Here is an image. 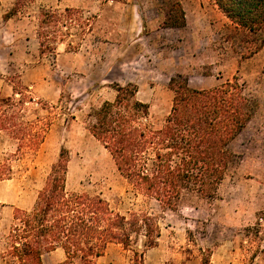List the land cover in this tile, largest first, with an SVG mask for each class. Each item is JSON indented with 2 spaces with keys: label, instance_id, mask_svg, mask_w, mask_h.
<instances>
[{
  "label": "rangeland",
  "instance_id": "rangeland-1",
  "mask_svg": "<svg viewBox=\"0 0 264 264\" xmlns=\"http://www.w3.org/2000/svg\"><path fill=\"white\" fill-rule=\"evenodd\" d=\"M188 1L202 21L181 27L180 39L175 29L147 24L150 7L159 10L162 25L179 23V8L184 11ZM191 2L0 0V100L29 101L25 121L52 122L38 149L22 154L8 131L0 132V162L13 167L12 178L0 181V264L12 263L6 251L17 209L34 207L63 148L69 192L101 195L126 215L149 212L160 226L157 246L146 248L143 236L129 248L111 244L97 264H264V45L252 54L258 37L229 19L215 0ZM42 8L64 14L72 9V25L62 27L56 53L41 52ZM178 76L197 89L238 77L255 108L231 144L234 161L217 196L187 198L169 210L135 190L89 126L94 112L115 99L117 84L128 83L137 86L138 98L160 125L173 105L171 78ZM65 260L63 251L44 254V264Z\"/></svg>",
  "mask_w": 264,
  "mask_h": 264
},
{
  "label": "trees",
  "instance_id": "trees-1",
  "mask_svg": "<svg viewBox=\"0 0 264 264\" xmlns=\"http://www.w3.org/2000/svg\"><path fill=\"white\" fill-rule=\"evenodd\" d=\"M215 2L229 19L258 37L251 53L258 52L264 45V0ZM178 18L179 23L167 25L184 27L182 8ZM70 25L72 9L66 8L64 14L42 8L41 52L56 53L63 41L62 27ZM170 84L175 92L173 105L160 125L153 121L150 105L138 98L137 86L128 83L117 84L115 99L94 112L89 130L138 193L157 200L163 209L176 210L184 199L217 196L234 161L231 144L251 121L255 100L238 77L208 89L193 88L182 76L171 78ZM27 102L11 97L0 100V132L8 131L20 154L37 150L52 124L45 119L25 121ZM68 163L63 148L34 207L17 209L6 251L12 263L44 264L46 252L62 248L65 264H97L111 244L129 248L139 236L145 238L146 248L157 246L161 230L154 215H126L101 195L69 192ZM12 174L10 162H0V181L11 179Z\"/></svg>",
  "mask_w": 264,
  "mask_h": 264
},
{
  "label": "crops",
  "instance_id": "crops-1",
  "mask_svg": "<svg viewBox=\"0 0 264 264\" xmlns=\"http://www.w3.org/2000/svg\"><path fill=\"white\" fill-rule=\"evenodd\" d=\"M191 1L194 2L196 0H191ZM199 4L201 6V3H199ZM183 9H184L185 18H186V25L183 28L189 26L190 23H192V22H195V21L200 22V21H202V18H201L202 16L200 15L201 11L199 9H197V8L192 7V4H190L189 1H188V5L187 6L185 5L183 7ZM146 11H147V14H148L147 18H146V22H147L148 25L153 24L152 26H153V29H154L155 24L158 23L159 26L157 28H160L162 30H166V29L174 30L175 29L177 31L173 32L174 37H178L180 39V37L182 36V33L180 32L181 27H178V26H175V25H171V26L162 25L161 24L162 20H161V18H159L160 12H159V10H156V12H155L153 7L148 8ZM134 15H135V13H134ZM137 16L140 17L138 12H137ZM142 26L144 27V23H142ZM143 36L144 35H142V37ZM59 251H60V253H61V251H63V253H65L62 248H57L56 250H53V251H51L49 253H50L51 256H53L54 253H57ZM43 261H44V255H43ZM11 264H14V263H11Z\"/></svg>",
  "mask_w": 264,
  "mask_h": 264
}]
</instances>
